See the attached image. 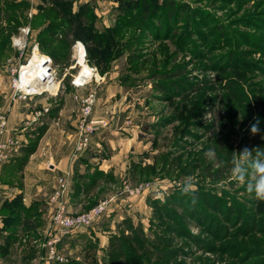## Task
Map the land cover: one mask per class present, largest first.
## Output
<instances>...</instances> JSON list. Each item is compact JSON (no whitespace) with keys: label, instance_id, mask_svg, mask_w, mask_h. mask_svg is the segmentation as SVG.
Listing matches in <instances>:
<instances>
[{"label":"rangeland","instance_id":"obj_1","mask_svg":"<svg viewBox=\"0 0 264 264\" xmlns=\"http://www.w3.org/2000/svg\"><path fill=\"white\" fill-rule=\"evenodd\" d=\"M0 1V78L9 81L18 65L27 62L33 43L23 57L12 44L21 28L30 26L35 33L30 40L38 42L43 29L75 22L77 38L64 48L72 66L66 69L45 53L58 78L66 75L61 89L65 93L66 85H72L80 65L93 67L100 80L73 90L84 96L93 89L97 100L92 113L104 111L110 125L123 136L133 134L138 143L130 147L134 153L123 164V173L95 168L93 182L79 180L73 199L83 194L89 199L93 191L85 209L72 210L78 205L68 193L72 213L86 212L104 200H111L113 210L93 226L62 238L64 264H264V201L232 181L229 173L234 151L264 148V0H172L178 9L172 17L169 0H17L22 2L13 20L1 11L10 0ZM79 8L86 9L85 16L71 14ZM146 9L154 20L142 21ZM92 22L94 39L103 36L101 42L93 40V49L87 45ZM8 34L11 44L4 41ZM54 46L45 49L54 52ZM39 54H44L40 46ZM155 72L180 74L153 79ZM74 101L69 106L80 107ZM257 120L260 132L252 135L250 126ZM209 149L215 152V163L204 155ZM186 175L197 178L195 206L180 194ZM125 219L145 234L141 229L135 233L140 249L131 244L129 259L118 257L112 240L126 234L122 227L128 225H119ZM104 221L115 224L106 227ZM30 229L34 240L38 238L34 245L41 264L46 250L40 243L47 239L36 227ZM36 250L20 264L34 263Z\"/></svg>","mask_w":264,"mask_h":264},{"label":"crops","instance_id":"obj_2","mask_svg":"<svg viewBox=\"0 0 264 264\" xmlns=\"http://www.w3.org/2000/svg\"><path fill=\"white\" fill-rule=\"evenodd\" d=\"M88 1L90 0H79ZM82 50L80 48V52ZM79 55L81 54H77L78 60ZM71 66H66V69ZM5 77L0 78V114L7 117V127L1 139L4 142L10 139L17 140L15 141L17 143L7 148V158L0 157V264H20L22 263L20 259L26 255L34 256L36 253L34 243L38 238L34 240L33 235L29 233L30 227H36L39 235L43 236L42 239H47L54 233L51 225L53 207L50 204V197L53 188L58 185V177L70 173L71 200L78 205L71 209L81 211L85 209V204L93 199V191L89 199L84 194L73 199L79 180L85 177L93 182L95 168L100 172L114 170L116 176L123 173V164L129 159L130 154L134 153L130 147H135L138 143L133 134L131 137L123 136V132L110 125L104 111L101 110L96 115L95 110L92 113V120L102 126L100 135L97 134L98 137L96 136L94 141L92 138L87 150L75 154L74 146L78 139L76 128L81 118V108L79 105L69 106V102L73 103L75 95H80L76 93L79 89L73 90L74 86L69 83L70 86L66 85L68 88L65 93L60 89L58 95L33 98L35 100L24 102L14 97L11 79L7 81ZM62 79L64 81L65 77ZM65 94L69 95V100ZM72 95L73 100L70 98ZM45 108L49 110L45 111ZM121 129L128 132L127 127L121 126ZM32 143H35L34 149L28 151ZM102 150L105 151V156L100 154ZM105 222L106 227L111 222L115 224V221ZM50 230L51 233H48ZM98 234L104 237L102 232ZM43 244L40 243V246ZM38 257L39 250L32 264H39ZM52 263L45 259L41 264Z\"/></svg>","mask_w":264,"mask_h":264},{"label":"built area","instance_id":"obj_3","mask_svg":"<svg viewBox=\"0 0 264 264\" xmlns=\"http://www.w3.org/2000/svg\"><path fill=\"white\" fill-rule=\"evenodd\" d=\"M32 37L33 31L31 27L26 26L21 28L20 33L14 35L12 38V44L20 50L21 57H23L22 54L27 53V50L33 43L29 57L26 58L27 62H20L21 64L18 65L17 68V75H13L11 79V86L14 89V97L21 101H27L37 97L58 95L59 90L63 86V79L58 78L57 71L51 65V60L48 56L39 54V44L38 42L31 41L30 39ZM79 45L80 44H77L76 46L79 47ZM36 53L38 56L42 57V61L35 63L37 65H31ZM45 59H47L46 63L44 62ZM80 66H82L81 71L72 81L74 87L79 88L87 86L94 81L93 78L100 80V76L93 75V67L91 68L90 65ZM84 69L86 71H84ZM83 72H85V74L82 79L78 80ZM65 76L66 75L64 74L63 77ZM75 100L78 101L81 108V118L77 126L78 139L74 146V153L79 154L90 146L92 136L96 133V130L100 128V124L92 120L90 117L97 100L93 89H90L89 93L84 96L76 94ZM48 110V108H45V111ZM6 127L7 117L4 114H0V157L7 158V148L10 145L16 144L17 142L15 141L17 140L10 139L9 141L4 142L1 139V136L6 131ZM71 181L70 173H65L59 176L58 185L50 197L53 207L51 225L54 228V233L50 234V237L47 238L43 246L46 250L44 256L45 259L54 262H66L67 260L66 255L59 249V244L64 236L70 234L74 230L93 226L98 219L107 215L112 208L111 200H104L86 212L72 213L69 210V203L67 200L68 193L71 191Z\"/></svg>","mask_w":264,"mask_h":264},{"label":"trees","instance_id":"obj_4","mask_svg":"<svg viewBox=\"0 0 264 264\" xmlns=\"http://www.w3.org/2000/svg\"><path fill=\"white\" fill-rule=\"evenodd\" d=\"M22 1H17V0H10L8 1V4H4L3 6H1V11L4 12V15L6 18H10V19H14V15L13 12L16 11L17 7H19V5H21ZM1 4V1H0ZM61 3H58V7L60 8V6L62 7V5H60ZM83 7V5H81ZM166 6L169 8V12H170V17L173 16V14H175V11H178L177 7L174 4V1L169 0L166 3ZM82 10H79L75 13L71 14H75L76 16H85L86 15V9L81 8ZM125 9V8H123ZM177 9V10H176ZM175 10V11H173ZM169 14V13H168ZM54 17V15L51 13L49 15V19ZM155 16H151L150 13V9H146V15L145 18L142 19L143 22H146V20L152 21L154 20ZM54 19V18H53ZM51 19V21L53 20ZM153 23V22H152ZM157 24V22H155ZM158 25V24H157ZM58 26V25H57ZM56 25H52L51 27L47 28V29H43L42 33H45L44 37H42V33L41 36H38V43L40 46V49L50 55L53 59V61L59 65H62L63 67L69 66L70 62L69 60L66 58V53L64 51V48L67 46L72 47L74 41L77 38V34H76V23L74 22L73 24L70 23H62L61 26H58L57 28ZM90 28V34H89V40L90 42L87 43L88 46H92L93 45V40H95L97 42V40H99L101 42L102 40V33L101 35L95 37L94 39V32H93V22L90 23L89 25ZM32 29V28H31ZM88 36V35H87ZM6 38H4L5 43H9L11 44V37L8 35L4 36ZM58 42V43H57ZM53 44H55L54 46V52H50L49 50H46L45 47H49L52 46ZM91 44V45H90ZM92 48V47H91ZM93 49V48H92ZM45 50V51H44ZM180 73H176L174 75V73L172 72H155L153 74V79H169L172 76H178ZM160 87L161 90H168L167 87H165V85L163 84H159L157 85ZM35 146V143H32L30 145V147L27 149L28 151L33 150ZM119 225L122 227V225H128L125 228L122 227V231L126 234L125 235H115L114 237H112V240L114 242V248L116 250H118L120 252L118 257H124L126 259L131 258V256L133 255L134 251H129L131 250V247H129L131 244H133V248L136 249H140V247H138L137 245H139L138 243V238L135 235V233L139 232V230L141 229L143 236L145 237L144 231L140 226H135L134 223L132 221H128V219H125L124 221H121L119 223ZM65 262H55L54 264H64ZM69 264H80L79 261H72Z\"/></svg>","mask_w":264,"mask_h":264},{"label":"clouds","instance_id":"obj_5","mask_svg":"<svg viewBox=\"0 0 264 264\" xmlns=\"http://www.w3.org/2000/svg\"><path fill=\"white\" fill-rule=\"evenodd\" d=\"M209 114L205 119L208 120ZM259 120L251 124L250 131L252 135L260 132ZM205 157L212 163L216 162V156L213 149L204 153ZM230 178L237 184L245 186L246 191L253 195L255 199L264 201V148L244 147L242 150L234 151L229 169ZM222 184H218V187ZM197 178L195 175H186L180 184V194L184 197H190L193 206L197 203Z\"/></svg>","mask_w":264,"mask_h":264},{"label":"bare ground","instance_id":"obj_6","mask_svg":"<svg viewBox=\"0 0 264 264\" xmlns=\"http://www.w3.org/2000/svg\"><path fill=\"white\" fill-rule=\"evenodd\" d=\"M41 59H42V57L38 56V54L36 53L35 56H34V59H33V63L31 65H37L35 63H38V62L42 61ZM81 79L82 78H80V77L78 78V80H81Z\"/></svg>","mask_w":264,"mask_h":264},{"label":"water","instance_id":"obj_7","mask_svg":"<svg viewBox=\"0 0 264 264\" xmlns=\"http://www.w3.org/2000/svg\"><path fill=\"white\" fill-rule=\"evenodd\" d=\"M44 62L46 63L47 62V59H45Z\"/></svg>","mask_w":264,"mask_h":264}]
</instances>
